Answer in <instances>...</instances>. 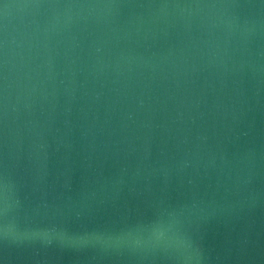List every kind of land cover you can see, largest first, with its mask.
I'll list each match as a JSON object with an SVG mask.
<instances>
[{
	"label": "water",
	"instance_id": "water-1",
	"mask_svg": "<svg viewBox=\"0 0 264 264\" xmlns=\"http://www.w3.org/2000/svg\"><path fill=\"white\" fill-rule=\"evenodd\" d=\"M0 264H264V3L0 0Z\"/></svg>",
	"mask_w": 264,
	"mask_h": 264
},
{
	"label": "clouds",
	"instance_id": "clouds-1",
	"mask_svg": "<svg viewBox=\"0 0 264 264\" xmlns=\"http://www.w3.org/2000/svg\"><path fill=\"white\" fill-rule=\"evenodd\" d=\"M47 231H54V229H49V230H47ZM3 234L5 235V237H7V235H8V230H7V228L4 229ZM45 235H47V232L45 233ZM63 239H64V236L61 235V241H63ZM46 242H47V243H51V240H47ZM137 242H139V241H137Z\"/></svg>",
	"mask_w": 264,
	"mask_h": 264
},
{
	"label": "snow or ice",
	"instance_id": "snow-or-ice-1",
	"mask_svg": "<svg viewBox=\"0 0 264 264\" xmlns=\"http://www.w3.org/2000/svg\"><path fill=\"white\" fill-rule=\"evenodd\" d=\"M262 3H264V0H261Z\"/></svg>",
	"mask_w": 264,
	"mask_h": 264
}]
</instances>
